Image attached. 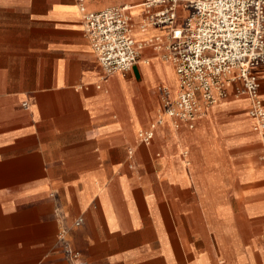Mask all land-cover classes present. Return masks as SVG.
<instances>
[{
	"label": "crops",
	"instance_id": "0c3cea01",
	"mask_svg": "<svg viewBox=\"0 0 264 264\" xmlns=\"http://www.w3.org/2000/svg\"><path fill=\"white\" fill-rule=\"evenodd\" d=\"M145 1L0 0V264H264V130L247 95L175 126L160 48L107 74L91 47L81 4L130 5L138 41L165 38Z\"/></svg>",
	"mask_w": 264,
	"mask_h": 264
},
{
	"label": "built area",
	"instance_id": "2783aa9c",
	"mask_svg": "<svg viewBox=\"0 0 264 264\" xmlns=\"http://www.w3.org/2000/svg\"><path fill=\"white\" fill-rule=\"evenodd\" d=\"M144 4L145 24L165 26V38L138 41L130 5L91 11L81 4L85 31L105 72L125 73L138 62L144 47L152 45L161 49L178 76L177 94L165 101V114L175 126L193 127L235 87L237 94L250 99L249 113L256 128L264 130V101L254 72L264 65V0H146ZM155 125L139 132L142 142L152 141ZM67 253L78 262L79 251L68 247Z\"/></svg>",
	"mask_w": 264,
	"mask_h": 264
}]
</instances>
